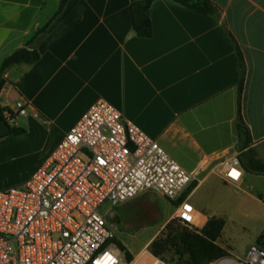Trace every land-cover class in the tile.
Listing matches in <instances>:
<instances>
[{
	"label": "crops",
	"instance_id": "crops-1",
	"mask_svg": "<svg viewBox=\"0 0 264 264\" xmlns=\"http://www.w3.org/2000/svg\"><path fill=\"white\" fill-rule=\"evenodd\" d=\"M59 1L0 0V66L49 21ZM133 1L69 0L29 46L39 53V61L4 72L0 108L14 115L9 127L23 128L26 134L0 138V157L24 150L29 131L56 132L54 149L89 107L103 99L196 176L193 194L211 176L227 184L218 174L221 159L240 157L242 151L234 127L240 73L223 23L247 68L241 102L251 137L247 149L264 159V0H210L219 17L172 0H145L150 38L132 31ZM195 209L200 231L212 216ZM139 257L126 262L136 264Z\"/></svg>",
	"mask_w": 264,
	"mask_h": 264
},
{
	"label": "built area",
	"instance_id": "built-area-1",
	"mask_svg": "<svg viewBox=\"0 0 264 264\" xmlns=\"http://www.w3.org/2000/svg\"><path fill=\"white\" fill-rule=\"evenodd\" d=\"M3 117L6 123L13 118L9 110ZM218 174L227 184L240 183L239 156H224ZM196 180L113 104L99 99L24 183L0 191V264H129L120 257L102 207L154 192L177 203L173 218L198 231L190 203ZM208 264H264V248L254 244L243 258L227 255Z\"/></svg>",
	"mask_w": 264,
	"mask_h": 264
},
{
	"label": "rangeland",
	"instance_id": "rangeland-1",
	"mask_svg": "<svg viewBox=\"0 0 264 264\" xmlns=\"http://www.w3.org/2000/svg\"><path fill=\"white\" fill-rule=\"evenodd\" d=\"M55 134L54 131H29L23 141L28 145L24 150L8 152L0 157V191L18 186L29 178L28 174L40 166L39 162L44 161L51 150ZM260 160L264 162V159ZM263 200L264 176L244 174L238 187L211 176L191 196L190 203L203 215L224 220L226 225L219 243L228 256L243 258L264 233ZM176 206L177 203L154 192L144 193L111 209L109 204H105L101 212L107 213L108 223L117 236L113 242L121 252V259L127 261L128 251L131 257L140 254L136 264H151L155 257L148 247L162 237L165 226L174 219ZM156 259L162 264H182L173 253Z\"/></svg>",
	"mask_w": 264,
	"mask_h": 264
},
{
	"label": "trees",
	"instance_id": "trees-1",
	"mask_svg": "<svg viewBox=\"0 0 264 264\" xmlns=\"http://www.w3.org/2000/svg\"><path fill=\"white\" fill-rule=\"evenodd\" d=\"M69 0H60L57 11L49 21L38 29L28 40L27 45L6 57L0 66V76L9 68L20 64H34L39 61L40 55L35 49L29 48L37 36L45 32L50 24L63 12ZM173 2L190 9L194 12L219 17V9L210 0H172ZM130 14L132 20V31L141 38H150L152 36V22L148 14V8L145 0H135L130 5ZM225 30L229 34L235 45L238 68L240 73L237 84V116L235 120V133L240 142L241 154L239 157L241 167L247 174L264 176V162L256 157L251 149H247L251 144L249 128L242 116V93L244 89L246 64L243 53L233 36L229 33L226 25ZM2 83L0 85V88ZM12 116H14L12 114ZM0 119L3 117V109L0 108ZM26 134L23 128L11 127L6 136H22ZM5 136H1L3 138ZM247 149V150H245ZM196 185L193 184L192 188ZM225 222L222 219L210 218L200 231H193L181 224L178 220H171L164 228L162 237L155 239L148 247L150 254L155 258H162L167 253H173L182 264H208L209 262L227 256L228 252L219 246L216 242L221 237ZM257 244L264 248V233L257 239ZM122 248V247H121ZM123 249V248H122ZM127 262L131 261V255L126 252Z\"/></svg>",
	"mask_w": 264,
	"mask_h": 264
},
{
	"label": "water",
	"instance_id": "water-1",
	"mask_svg": "<svg viewBox=\"0 0 264 264\" xmlns=\"http://www.w3.org/2000/svg\"><path fill=\"white\" fill-rule=\"evenodd\" d=\"M2 81H3V79L0 76V85H1ZM9 131H10L9 125L5 121H1V119H0V137L8 135Z\"/></svg>",
	"mask_w": 264,
	"mask_h": 264
},
{
	"label": "snow or ice",
	"instance_id": "snow-or-ice-1",
	"mask_svg": "<svg viewBox=\"0 0 264 264\" xmlns=\"http://www.w3.org/2000/svg\"><path fill=\"white\" fill-rule=\"evenodd\" d=\"M231 175H233L234 177H238L239 173L233 171V172L231 173Z\"/></svg>",
	"mask_w": 264,
	"mask_h": 264
}]
</instances>
